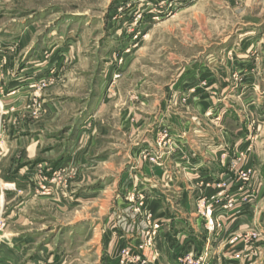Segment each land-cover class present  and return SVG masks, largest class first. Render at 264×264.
Instances as JSON below:
<instances>
[{"label": "rangeland", "instance_id": "1", "mask_svg": "<svg viewBox=\"0 0 264 264\" xmlns=\"http://www.w3.org/2000/svg\"><path fill=\"white\" fill-rule=\"evenodd\" d=\"M181 184L215 193L169 263ZM4 190L0 264H264V0H0Z\"/></svg>", "mask_w": 264, "mask_h": 264}, {"label": "crops", "instance_id": "2", "mask_svg": "<svg viewBox=\"0 0 264 264\" xmlns=\"http://www.w3.org/2000/svg\"><path fill=\"white\" fill-rule=\"evenodd\" d=\"M20 126V125H19ZM21 127V126H20ZM25 137H20L17 135H12L9 140V146L16 147V146H23L24 144H28L29 146H36L38 143L37 137H32V139H24ZM225 141V140H224ZM224 141L222 140L223 144ZM220 145V143H217ZM32 148L29 149V151L32 150ZM27 150V149H26ZM63 159H61V162ZM194 163H201L200 158L195 157L193 160ZM212 162V159L208 160L206 158L205 163L210 164ZM213 163V162H212ZM198 169V168H197ZM14 173V171H12ZM198 181H212L213 174L211 173V168L208 166H204L199 168L198 171ZM11 173V172H10ZM9 173V174H10ZM18 177V176H17ZM197 177V175H196ZM207 179V180H206ZM183 185H180V188L178 190L182 191L180 200H179V211L177 210H170L169 209V200L165 199L164 193L158 191L157 193L160 194L159 199L156 203L157 213L159 215L165 214L166 218L163 220V226L162 231L159 234V246H160V259L162 261L166 260L169 263L172 262L173 259L178 256L181 252L186 249L184 246H187V250L191 251H198L199 245L204 240V237L202 238V234L200 233V227L203 224V220H201L196 214L190 213L191 210V203H196L197 199H200L202 197H209L210 195H214L215 190L209 187L205 188H199L196 187L192 190L189 189L188 191L185 188H182ZM9 194V193H8ZM5 190L0 192V204L5 202ZM2 201V202H1ZM166 210V211H165ZM187 211L189 214L187 217V214H183L181 211L184 212ZM220 213H216L215 216L219 218L227 217L230 213L223 212L221 210ZM215 211V212H217ZM214 212V213H215ZM234 225L238 227L239 224H241V219L239 216H234ZM237 218V220H236ZM240 218V219H239ZM167 219V220H166ZM228 222V221H227ZM212 264V263H210Z\"/></svg>", "mask_w": 264, "mask_h": 264}, {"label": "built area", "instance_id": "3", "mask_svg": "<svg viewBox=\"0 0 264 264\" xmlns=\"http://www.w3.org/2000/svg\"><path fill=\"white\" fill-rule=\"evenodd\" d=\"M208 213H209V215L211 214L210 212H208ZM207 226H212L211 220L209 218H208ZM185 260H192V255H189L188 257H185ZM196 264H202V260L200 259V262H197Z\"/></svg>", "mask_w": 264, "mask_h": 264}, {"label": "bare ground", "instance_id": "4", "mask_svg": "<svg viewBox=\"0 0 264 264\" xmlns=\"http://www.w3.org/2000/svg\"><path fill=\"white\" fill-rule=\"evenodd\" d=\"M2 202V201H1Z\"/></svg>", "mask_w": 264, "mask_h": 264}]
</instances>
